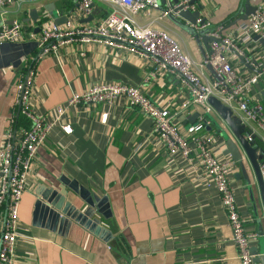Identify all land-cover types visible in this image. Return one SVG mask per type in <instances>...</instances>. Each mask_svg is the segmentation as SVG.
Here are the masks:
<instances>
[{
    "label": "crops",
    "instance_id": "1",
    "mask_svg": "<svg viewBox=\"0 0 264 264\" xmlns=\"http://www.w3.org/2000/svg\"><path fill=\"white\" fill-rule=\"evenodd\" d=\"M79 2L24 0L8 6L6 13L0 10V25L15 20L23 23L19 42L0 44V146L15 109L18 84L27 74L28 63L37 56L33 42L40 31L36 32V27L46 20L65 23ZM253 2L264 5V0ZM198 8L213 25L229 26L244 9V0H199ZM33 10L39 13L37 23L30 16ZM108 10L106 4L95 3L96 18L105 17ZM160 14V10L152 11L151 16L141 12L136 19L142 24L155 19V25L171 31L196 60L208 54L194 35L180 31L169 16L158 19ZM235 60L245 73L255 71L241 59ZM35 66L31 107L41 115L66 102L73 92L105 81L145 84L153 101L168 107L175 122L185 128L192 124L189 119L200 113L188 88L173 73L145 83L151 68L125 50L74 43L63 47L57 56L40 59ZM251 94L264 104V77ZM105 112L109 114L106 123L101 117ZM66 119L74 132L68 135L54 126L33 162L19 208L16 264H240L219 193L193 179L182 159L169 155L149 116L123 104L99 103L70 108ZM19 121L28 123L24 116ZM207 131L221 134L219 154L232 157L225 154L226 136L238 143L255 183L253 164L222 114L211 117ZM259 144L253 148L258 163L264 160V145ZM235 174L232 182L246 224L264 238L261 187L253 188L257 218L246 179ZM56 197L69 203L66 212L71 211L70 217L60 216L48 202ZM96 199L107 216L86 202ZM85 215L98 220V233L93 226L86 227ZM263 238L252 247L260 250Z\"/></svg>",
    "mask_w": 264,
    "mask_h": 264
},
{
    "label": "built area",
    "instance_id": "2",
    "mask_svg": "<svg viewBox=\"0 0 264 264\" xmlns=\"http://www.w3.org/2000/svg\"><path fill=\"white\" fill-rule=\"evenodd\" d=\"M21 1L24 0H0V10L6 13L8 6ZM173 1L80 0L65 23L46 20L41 25L35 40L38 54L34 62L28 63L27 74L18 84L15 109L0 146V264H16L20 203L39 149L48 140L54 126H59L68 135L74 132L72 123L66 119L70 108L99 103L138 108L152 119L154 132L169 155L182 159L193 179L208 188L214 187L219 193L240 264H259L255 261L252 245L261 234L248 228V219L242 214L232 182L240 169L239 163L218 153L222 136L218 132L207 131V126H210L212 116H221L212 102L215 99L230 112L245 140L264 144V104L251 94L264 77V46L255 38L264 39V5H258L248 20L240 21L234 28L227 24L213 25L203 16L197 19L196 24L188 22L196 30L209 28L208 34L214 38L210 43V53L202 60H196L169 30L155 25V19L147 24L136 19L141 12L151 16L155 10L161 11L158 19H162L175 13V7L179 6L197 10L198 2L189 4L190 0H179L178 4L172 5ZM96 2L106 4L109 13L105 17L83 21L93 13ZM22 34L21 21L3 22L0 25V44L19 42ZM74 43L101 44L137 56L151 68L144 78L145 83L173 73L188 88L192 103L200 108L197 123L185 128L175 122L168 107L153 101L145 84L132 85L120 81L99 82L75 91L66 102L50 112L38 114L31 107L37 74L35 64L44 57L57 56L63 47ZM247 49L253 54L247 53ZM235 58L251 65L255 71L245 73L243 67L235 63ZM19 115L24 116L28 126V123L25 125L19 121ZM101 117L106 123L109 114L105 112ZM258 164L264 180V160Z\"/></svg>",
    "mask_w": 264,
    "mask_h": 264
},
{
    "label": "water",
    "instance_id": "3",
    "mask_svg": "<svg viewBox=\"0 0 264 264\" xmlns=\"http://www.w3.org/2000/svg\"><path fill=\"white\" fill-rule=\"evenodd\" d=\"M199 0H190L189 4H194L197 3ZM254 0H244V9L242 10V12L236 17L234 18L233 21H231L229 23V26H233L235 24H237L239 21L241 20H248L249 16H251L257 9V6L254 4L253 2ZM179 3V0H174L172 5H176ZM175 13H171L169 15V18L178 26H180L181 28H185L188 29L190 32H192L197 40V42L200 44V46L205 47L203 48L204 52L207 51L208 53H210V43L213 41V37L210 36L208 33L210 31L209 28H203L201 30H196L194 26H191L192 28L186 26L187 23H185V21L193 24H196L197 19L201 16V12H200V8H198L197 10H191V9H184L183 6H179V7H175ZM97 13V11H93V13L88 16L87 18L83 19V21L87 22L92 20L95 17V14ZM31 18L37 23L39 20V13L37 12V10H33L30 13ZM202 22H204V19L202 20ZM189 25V24H188ZM41 29V26H37L35 31L39 32ZM256 39H258L264 46V39L260 38L259 36H255ZM34 48H37V42L34 41L33 42ZM38 54V53H37ZM36 59V56L33 58V62ZM208 69L215 75V77L218 79V75L214 72L213 68L208 65ZM213 104L217 107V109L219 110V112L224 116V118L230 123V125L232 126V129L234 130V132L237 134L241 144L243 145L245 151L247 152L249 159L251 160L254 170H255V176H256V182L254 183V181L251 179L250 175L247 172V162L245 161V156L243 154V152H241L240 147L238 146V143L235 142L231 137L226 136V140H227V148L225 151V154H231L232 158L237 161L239 163L240 166V170L239 172H237L235 174V176L238 179H241L242 176L244 175V178L246 179V185L247 188L249 189V192L251 194V199H252V204L255 205V211H256V216L257 218H259V212H258V208L256 205V201H255V197H254V190L253 188L255 186L260 185L262 193H263V198H264V180L261 176V172L259 169V164L258 161L255 157V154L253 152V148L255 143L253 142H248L247 140H245L243 134L238 130L234 120L231 118L230 112L228 110H226L217 100L213 99L212 100ZM200 116V113H196L194 114L190 119L189 122L192 124H196L197 120ZM209 127V125L207 126V128ZM48 202L51 204V206H53V208L58 210L59 215L61 216L62 214L66 217L71 215V211H69L68 213L66 212V208L69 205V203L67 202L65 204V200L61 197H56V199L54 200H48ZM88 204H90L93 207H97L99 212H102L104 216H107L103 211H101V208L99 209L98 205H97V199L96 201H86ZM84 218H86V227H94V229L96 230V233H98L99 230V226L97 224V219L93 216H91L90 218H88L86 215L84 216ZM66 219V218H63ZM69 221V220H68ZM72 222V221H71ZM101 231V230H100ZM260 238H263V233H261ZM262 248L260 250H258L257 247H252V252L255 255V261L260 263V264H264V238L262 239Z\"/></svg>",
    "mask_w": 264,
    "mask_h": 264
},
{
    "label": "rangeland",
    "instance_id": "4",
    "mask_svg": "<svg viewBox=\"0 0 264 264\" xmlns=\"http://www.w3.org/2000/svg\"><path fill=\"white\" fill-rule=\"evenodd\" d=\"M108 13H109V11H108ZM108 13H107V14H108ZM107 14H106V15H107ZM177 26H178V25H177ZM186 26L192 28V27H191L190 25H188V24H187ZM179 30L182 31L184 34H186V32H189L190 34L194 35V34H193L192 32H190L188 29L181 28L180 26H179ZM169 32H171V31H169ZM171 34L174 35L172 32H171ZM174 36H175V35H174ZM175 37H176V36H175ZM176 38H177V37H176Z\"/></svg>",
    "mask_w": 264,
    "mask_h": 264
},
{
    "label": "trees",
    "instance_id": "5",
    "mask_svg": "<svg viewBox=\"0 0 264 264\" xmlns=\"http://www.w3.org/2000/svg\"><path fill=\"white\" fill-rule=\"evenodd\" d=\"M108 13V12H107ZM20 117H21V115H19V119H20ZM260 142H256V146H258V145H260L259 144ZM264 145V144H263ZM262 146V145H261ZM262 147H264V146H262Z\"/></svg>",
    "mask_w": 264,
    "mask_h": 264
}]
</instances>
